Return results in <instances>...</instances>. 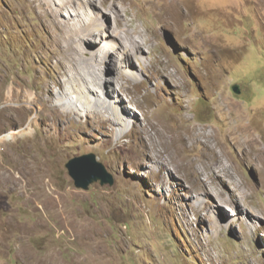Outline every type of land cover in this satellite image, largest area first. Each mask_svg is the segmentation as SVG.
Instances as JSON below:
<instances>
[{
    "label": "rangeland",
    "instance_id": "374dc122",
    "mask_svg": "<svg viewBox=\"0 0 264 264\" xmlns=\"http://www.w3.org/2000/svg\"><path fill=\"white\" fill-rule=\"evenodd\" d=\"M45 5L0 0V264H264V162L250 148H264V0H128L152 36L138 79L114 54L92 82L73 73L89 42L73 48ZM84 84L124 99L122 135L100 103L82 115L60 101ZM89 153L112 185H75L66 163ZM218 157L237 184L219 181L222 196L202 185Z\"/></svg>",
    "mask_w": 264,
    "mask_h": 264
},
{
    "label": "bare ground",
    "instance_id": "6f19581e",
    "mask_svg": "<svg viewBox=\"0 0 264 264\" xmlns=\"http://www.w3.org/2000/svg\"><path fill=\"white\" fill-rule=\"evenodd\" d=\"M42 1L44 2V4H46L45 8L49 11V13H51L52 16H55L57 23L61 24L65 29H67L70 32V37L68 36L69 37L68 43L73 48L75 47L78 49V46L82 45L84 41L89 42L87 48H85V50L83 49V51L80 52L81 59L85 62V64H87V66L83 69L80 67H76V70L73 71V73L76 75L78 79L85 81L87 79L88 81L90 80V82H92L94 80L93 77H95L98 74V71H99L98 76L101 74L104 64L112 60L115 61L114 58L116 57H114V54L115 56L116 55L120 56L118 71L124 72L125 76L127 77L134 78L135 80L138 79L136 72L134 71L136 70V68L135 69L133 68L134 65H136L134 58H137L138 60L145 58V56H143L144 49L146 47L147 48L151 47L152 36L148 29L142 30L140 26H138L136 17H130V18L128 17V15L131 14V10H132L127 6L128 0H42ZM128 4H130V2ZM172 10L175 11L174 9ZM173 11H171V14L168 16L169 18L175 20L177 16L175 12L173 13ZM178 11H182V9ZM180 14L182 18L183 16L191 15V11L183 10L182 12H180ZM180 14L178 15L179 17ZM93 50H97V51L91 52ZM120 79L121 78L119 75L118 85H120L119 87L122 91H126L127 93L128 91L133 93L137 91L135 87L134 88L129 87L127 89L125 85L126 83L124 82V78H122L123 79V81L121 80L122 82H120ZM94 81H97V78ZM86 85L84 84L85 87H83L81 90L74 88L75 89L74 91L72 90V88H68L64 92L61 93L58 92L60 101L63 102L65 106L69 107L70 109H74L76 112L82 115L89 113V111L92 110V107L94 105L100 103L99 106H102L103 108L110 111L111 115L113 116L112 119L118 122L119 127L116 129V131L118 134L122 135V133L129 126V122L127 121L129 117L127 116L126 118L124 113L125 110L124 105H126L124 103V99L120 97L113 90L111 91L107 90L105 92V95L97 96L93 98L89 90L87 89ZM8 118L10 121L12 118L17 119V116L10 115ZM9 121L7 119L8 123ZM17 131L18 129L10 130V132L5 134V140L7 141V140H11L12 138H15ZM28 133L29 132L22 134L20 133L19 136L26 137ZM213 135L214 134L207 135V137L209 138L208 141H210V138ZM255 144L256 143L253 142V140H251V146H250L251 152H257L258 160L264 162V148L255 151L256 149ZM215 146H217V144ZM222 154H225L223 150H222ZM219 158L220 157H218V159ZM221 159H223V157ZM218 164L219 165H217V167L213 169L214 172L213 175L215 176L214 179L215 180L217 179V183L214 182L212 176L208 177V181H204L203 183L202 182L201 183L202 185L205 186V188L206 186L209 187L213 193L222 196L224 194L223 191L224 189L222 188L220 189L218 187L220 183L219 181L224 183V185L227 183V188L229 189V192H230V188H232V185L236 187L237 184L235 180L226 181L222 179V177H224L225 173L228 171L229 165L224 163V161L223 160L221 161L220 159ZM209 179L212 180L209 181ZM239 194H241L240 195L241 197H243V195L244 197L246 196L245 192L244 193L240 192ZM234 195L235 197L237 196V198H241L238 197V195H236L235 193ZM221 202L224 201L222 200Z\"/></svg>",
    "mask_w": 264,
    "mask_h": 264
},
{
    "label": "water",
    "instance_id": "95a60500",
    "mask_svg": "<svg viewBox=\"0 0 264 264\" xmlns=\"http://www.w3.org/2000/svg\"><path fill=\"white\" fill-rule=\"evenodd\" d=\"M233 89L237 93L242 92L239 84L233 85ZM66 166L78 188L89 189L90 185L95 182H100L101 185H112L114 183L112 175L106 169V165L94 153L71 158Z\"/></svg>",
    "mask_w": 264,
    "mask_h": 264
}]
</instances>
